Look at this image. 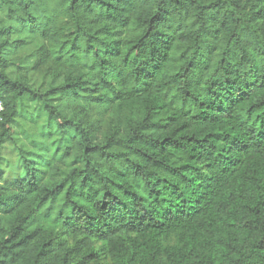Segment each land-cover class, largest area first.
I'll return each mask as SVG.
<instances>
[{"label":"trees","instance_id":"1","mask_svg":"<svg viewBox=\"0 0 264 264\" xmlns=\"http://www.w3.org/2000/svg\"><path fill=\"white\" fill-rule=\"evenodd\" d=\"M0 264H264V0H0Z\"/></svg>","mask_w":264,"mask_h":264},{"label":"rangeland","instance_id":"2","mask_svg":"<svg viewBox=\"0 0 264 264\" xmlns=\"http://www.w3.org/2000/svg\"><path fill=\"white\" fill-rule=\"evenodd\" d=\"M0 174L4 178L23 174L16 146L10 142L0 146Z\"/></svg>","mask_w":264,"mask_h":264}]
</instances>
